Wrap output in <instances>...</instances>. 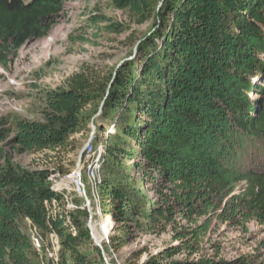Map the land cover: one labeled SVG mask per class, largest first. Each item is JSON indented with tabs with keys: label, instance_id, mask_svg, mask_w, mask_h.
I'll list each match as a JSON object with an SVG mask.
<instances>
[{
	"label": "trees",
	"instance_id": "obj_1",
	"mask_svg": "<svg viewBox=\"0 0 264 264\" xmlns=\"http://www.w3.org/2000/svg\"><path fill=\"white\" fill-rule=\"evenodd\" d=\"M74 1L0 0V67L9 68L28 42L47 38ZM108 4L126 9L134 24L152 22L136 51L117 70L83 69L64 86L45 90L40 119L0 120V264H107L93 245L87 208L65 210V192L54 187L51 171L12 160L83 148L68 141L90 136L89 125L95 127L90 152L103 151L92 209L113 223V254L126 249L134 233H157L177 219L264 224V172L254 168L264 149V0ZM86 21L124 31L97 12ZM143 185L154 195H145ZM22 223L30 224V233ZM200 229L177 232L180 243L155 254L134 251L122 264H264L257 256L193 258L197 251L185 239L197 240ZM54 242L58 257L47 259Z\"/></svg>",
	"mask_w": 264,
	"mask_h": 264
},
{
	"label": "rangeland",
	"instance_id": "obj_2",
	"mask_svg": "<svg viewBox=\"0 0 264 264\" xmlns=\"http://www.w3.org/2000/svg\"><path fill=\"white\" fill-rule=\"evenodd\" d=\"M95 12L108 16L112 22L122 24L124 31L111 33L101 24L96 27L89 25L86 21L87 16ZM151 26V21L134 24L129 20L126 9L111 7L108 0H75L69 3L63 19L47 38L28 42L17 53L9 68L0 67V120L40 119L45 90L64 86L70 76L83 69L97 72L114 70L130 56L136 48L138 39L146 35ZM92 112V107H87V113ZM88 137V133L77 134L71 136L68 142L75 140L76 144L81 143L84 146ZM81 150L82 147L72 150V146H68L66 150L13 156L12 160L15 164L30 170L44 169L52 172V178L55 179L54 187L65 192L66 201L64 200L63 208L72 210L74 205L83 204L90 214V233L93 232L92 227L97 231L101 228L103 233V227L108 229L107 235L101 236V241L109 248L111 260L115 264H122L125 258L137 250L145 249L149 254H155L169 244H179L180 241L175 240L176 233L190 232L196 227H202L197 240H193L192 236L185 239L197 251L193 258L200 256L226 260L251 256L264 258V224L255 220L244 222L241 218L222 222L212 217H208L207 220L199 219L196 224L177 219L173 225L157 233L136 232L126 249L120 254H113L109 245L113 223L108 217L101 215L97 206L96 211L92 209V203L97 205L100 195V191L96 190L101 183L98 167L99 179L93 180L89 175L103 151L97 148L96 152H90L89 147L84 161L77 167ZM261 156L262 158H257L254 168L256 170L262 168L264 172V149H261ZM76 176H79L82 192L76 188ZM142 191L145 195H154L148 186L143 185ZM88 193L92 199H89ZM21 227L26 234L30 233L27 223H22ZM101 229L98 231L100 235ZM43 241L45 245L48 244V239ZM92 242L94 245L93 238ZM54 243L55 251L53 253L46 251L47 259L58 257L56 251L58 243Z\"/></svg>",
	"mask_w": 264,
	"mask_h": 264
},
{
	"label": "bare ground",
	"instance_id": "obj_3",
	"mask_svg": "<svg viewBox=\"0 0 264 264\" xmlns=\"http://www.w3.org/2000/svg\"><path fill=\"white\" fill-rule=\"evenodd\" d=\"M97 167H98V163L96 162V164H94L93 165V168L90 170L89 177L91 179H93V180L99 179L98 172H97ZM75 183H76L77 190L79 192H82L81 185H80V182H79V176H76L75 177ZM91 230L93 231L92 233H93V236H94L95 240L96 241H99V242L101 241V236L104 237L103 234H106L107 235V232H108V229L106 227H103L104 233H103V231L101 229V235L95 229V227H92ZM30 238H31V243H32L33 247L38 250L40 248L39 240L37 239V237L33 233H31ZM106 240H107V243H108V239H106Z\"/></svg>",
	"mask_w": 264,
	"mask_h": 264
},
{
	"label": "water",
	"instance_id": "obj_4",
	"mask_svg": "<svg viewBox=\"0 0 264 264\" xmlns=\"http://www.w3.org/2000/svg\"><path fill=\"white\" fill-rule=\"evenodd\" d=\"M136 50H134L135 52ZM123 64V61L121 63H119L117 66H116V70ZM103 105V103L101 104V106ZM101 109V108H100ZM100 111V110H99ZM98 116V114H97ZM95 133V127L93 125H91V134L89 136V139L87 141V143L84 145V147L82 148L80 154H79V157H78V162H77V167H79L82 163V159H83V156L85 155L86 151L89 149L90 145H91V141H92V138H93V135ZM91 222L89 221V224H88V227L89 229L91 228ZM90 235L92 236L93 240H94V245L96 248H98L101 253H102V257L103 259L106 261L107 264L108 263V260L106 258V255H105V252H104V247H103V243L102 241H96L94 236H93V233H90Z\"/></svg>",
	"mask_w": 264,
	"mask_h": 264
},
{
	"label": "crops",
	"instance_id": "obj_5",
	"mask_svg": "<svg viewBox=\"0 0 264 264\" xmlns=\"http://www.w3.org/2000/svg\"><path fill=\"white\" fill-rule=\"evenodd\" d=\"M30 225V224H29Z\"/></svg>",
	"mask_w": 264,
	"mask_h": 264
}]
</instances>
